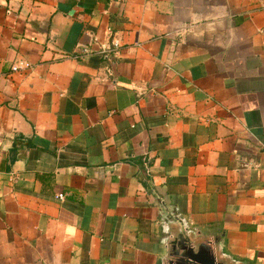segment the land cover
I'll use <instances>...</instances> for the list:
<instances>
[{"label":"crops","instance_id":"0c3cea01","mask_svg":"<svg viewBox=\"0 0 264 264\" xmlns=\"http://www.w3.org/2000/svg\"><path fill=\"white\" fill-rule=\"evenodd\" d=\"M263 27L264 0H0V264H160L161 201L264 264Z\"/></svg>","mask_w":264,"mask_h":264},{"label":"water","instance_id":"95a60500","mask_svg":"<svg viewBox=\"0 0 264 264\" xmlns=\"http://www.w3.org/2000/svg\"><path fill=\"white\" fill-rule=\"evenodd\" d=\"M165 237V255L160 264H250L224 252L223 234L190 230L181 216L165 202L160 203Z\"/></svg>","mask_w":264,"mask_h":264},{"label":"built area","instance_id":"2783aa9c","mask_svg":"<svg viewBox=\"0 0 264 264\" xmlns=\"http://www.w3.org/2000/svg\"><path fill=\"white\" fill-rule=\"evenodd\" d=\"M261 33L264 35V27L262 28ZM30 67H31V65L29 63L21 61V62L14 64L11 67V71L12 72H21V71L28 70ZM58 197L62 198V195H59Z\"/></svg>","mask_w":264,"mask_h":264}]
</instances>
